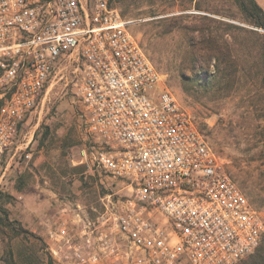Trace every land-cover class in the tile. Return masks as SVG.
Returning a JSON list of instances; mask_svg holds the SVG:
<instances>
[{
  "label": "built area",
  "instance_id": "2783aa9c",
  "mask_svg": "<svg viewBox=\"0 0 264 264\" xmlns=\"http://www.w3.org/2000/svg\"><path fill=\"white\" fill-rule=\"evenodd\" d=\"M108 1L0 0V162L49 80L69 69L89 141L81 162L128 191L101 215L123 244L75 248V263L113 255L135 264H236L259 245L264 220L162 84L130 30L136 20ZM67 228L62 221L56 236Z\"/></svg>",
  "mask_w": 264,
  "mask_h": 264
},
{
  "label": "rangeland",
  "instance_id": "374dc122",
  "mask_svg": "<svg viewBox=\"0 0 264 264\" xmlns=\"http://www.w3.org/2000/svg\"><path fill=\"white\" fill-rule=\"evenodd\" d=\"M108 2L125 18L136 20L130 30L163 74L162 84L190 112L245 196L250 200V188L263 193L264 31L255 29L258 26L241 11L238 0ZM172 21L188 29H172ZM206 26L210 38L223 45L228 72L210 90L185 85L178 75L195 74L201 64L206 74L216 73L217 61H204L199 44L192 49L196 67H179L189 41L201 40V27ZM68 75L69 69H64L49 80L43 101L0 162V264H76L71 257L75 248L90 250L104 240L123 244L109 221L102 225L101 215L112 212L128 191L120 180L81 162V150L89 141L79 104L66 82ZM187 86L189 93H184L182 87ZM237 173H245L249 187L239 183ZM251 204L264 220V206ZM62 221L67 222L68 234L58 237ZM100 231L106 234L101 240ZM51 248L58 250L57 255ZM96 264L135 263L109 255Z\"/></svg>",
  "mask_w": 264,
  "mask_h": 264
},
{
  "label": "trees",
  "instance_id": "16d2710c",
  "mask_svg": "<svg viewBox=\"0 0 264 264\" xmlns=\"http://www.w3.org/2000/svg\"><path fill=\"white\" fill-rule=\"evenodd\" d=\"M238 4H239V8L245 14V16L248 19H251L254 22L255 26L261 27V29L264 30V11L257 4V2L255 0H238ZM193 7L195 10H200L199 6H196L195 4ZM195 17L204 18L206 20L213 19L206 15H200V14H197V16ZM171 23L174 24L175 22L172 21ZM229 25L235 26L233 24H229ZM171 27L172 29L177 28V27L188 29V25L177 26L176 24H174ZM207 27L208 26L204 28L201 27V40H198L197 42H194L193 40L189 41L188 43L189 48L185 50L184 57H181V60L179 61V67L181 68L183 66H186L192 69L196 67L195 65L197 63V54L193 52L192 49L196 44H199L200 45L199 49H201L200 55L204 61L206 62L210 60L217 61L216 73L214 72L211 74L208 72L206 74L205 72L206 66L201 64L198 66L199 71H197L195 74L185 75L184 73H181V72L178 74L180 79L185 85H190V86L201 88L204 90H210L217 82H220L221 80H225L227 78L226 75H228V72L226 71L227 67H225L226 61H225V58L222 56L224 53L223 45L221 43H218V40H213L212 38H210L209 36L210 34H209V31L207 30L208 29ZM154 60L155 62L160 63V61L157 58ZM170 63H173V61H170ZM166 70H168V68H166ZM189 88L190 87L188 86L184 88L182 87L183 92L189 93L187 90ZM234 165L237 168L239 167L238 163H235ZM236 176H238L237 178H239V183L242 186L249 187L247 183V179L244 178L245 173L244 175L237 173ZM261 189L262 188H260V190ZM247 194L250 198L249 201L253 203L256 207L264 206V192L261 193V192L255 191L252 188H250ZM241 264H264V235L259 245L254 249V252L249 254L248 258H246Z\"/></svg>",
  "mask_w": 264,
  "mask_h": 264
},
{
  "label": "crops",
  "instance_id": "0c3cea01",
  "mask_svg": "<svg viewBox=\"0 0 264 264\" xmlns=\"http://www.w3.org/2000/svg\"><path fill=\"white\" fill-rule=\"evenodd\" d=\"M255 1L262 8V10L264 11V0H255Z\"/></svg>",
  "mask_w": 264,
  "mask_h": 264
}]
</instances>
